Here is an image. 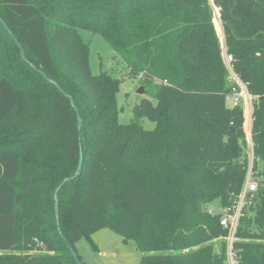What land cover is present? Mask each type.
<instances>
[{
    "label": "trees",
    "instance_id": "obj_1",
    "mask_svg": "<svg viewBox=\"0 0 264 264\" xmlns=\"http://www.w3.org/2000/svg\"><path fill=\"white\" fill-rule=\"evenodd\" d=\"M212 2L215 14L209 0H0L21 45L0 22V264H78L71 248L96 249L102 228L132 240L139 264H225L223 211L206 205L230 206L250 166L258 189L232 249L264 264V0ZM80 28L142 78L150 98L129 123ZM223 51L251 96L252 162Z\"/></svg>",
    "mask_w": 264,
    "mask_h": 264
},
{
    "label": "rangeland",
    "instance_id": "obj_2",
    "mask_svg": "<svg viewBox=\"0 0 264 264\" xmlns=\"http://www.w3.org/2000/svg\"><path fill=\"white\" fill-rule=\"evenodd\" d=\"M78 33L82 40L89 46L90 72L93 75H97L101 71H104L105 73L119 79V89L116 94V101L119 108L117 119L119 123H129L133 119V107L139 103L141 99L150 98L149 93L145 92L146 89L143 87L142 78L140 76L135 77L132 75L120 55L105 42L104 38L100 34L93 33L82 28L78 29ZM140 87L144 89L142 94L138 92ZM245 90L246 89L242 86H239L238 88V94L241 96V104L244 107V115L246 117L248 112V106L246 105L249 103V98L251 99V96ZM139 122L144 129L151 130L154 128V122L146 117L140 118ZM244 150L251 161V141L247 134ZM252 178L255 181L253 176ZM206 206L213 211H223V208L220 207L218 199L209 202ZM230 237V232L227 236L222 237V239L226 242L227 248L229 246ZM91 240L95 243L97 247L96 249L93 248L90 241L85 238L78 240L74 245L75 252L79 256L81 263L139 264L141 253L136 248L135 243L132 240L123 242L122 236L113 232L109 228H102L94 232L91 235ZM219 240L214 242L216 246ZM60 264L71 263L62 262Z\"/></svg>",
    "mask_w": 264,
    "mask_h": 264
},
{
    "label": "built area",
    "instance_id": "obj_3",
    "mask_svg": "<svg viewBox=\"0 0 264 264\" xmlns=\"http://www.w3.org/2000/svg\"><path fill=\"white\" fill-rule=\"evenodd\" d=\"M223 58H224L225 65L229 73V78L235 81L238 84V86L240 87L242 86L244 89H246L245 85L239 80V78L233 72L232 65H231V60H232L231 56L227 54L225 51H223ZM245 91L248 93L247 89ZM240 97L241 96L238 94V90L235 87H233L231 89V92L226 96V100L229 105L236 106V105L241 104ZM246 106H248V112H247L246 117L244 115V125H245L246 134L249 136V139L251 141L250 125H251L252 103H251L250 98H249V103ZM243 114H244V107H243ZM251 151H252V142H251ZM252 159H253V153H252ZM257 189H258V185L256 181H254L252 178L251 166H250L245 182H244V185L242 187V190L238 198L235 199L230 206H228L227 208L223 210V214L220 219V224L224 228L228 229V231L230 232V236H231L229 246L227 248V261L225 264H238L236 254L232 249L234 233H235V230L238 224V220L240 216H242V209L245 206H249L253 204L256 198Z\"/></svg>",
    "mask_w": 264,
    "mask_h": 264
},
{
    "label": "water",
    "instance_id": "obj_4",
    "mask_svg": "<svg viewBox=\"0 0 264 264\" xmlns=\"http://www.w3.org/2000/svg\"><path fill=\"white\" fill-rule=\"evenodd\" d=\"M209 2H210V4L212 5L213 11H214V13H215L216 8H215V6L213 5L212 0H209ZM218 19H219V15H218ZM0 22H1V24L4 26V28L7 30L8 34L12 37V39L14 40V42L16 43V45L18 46V48L21 49V45H20V43H19L18 40L14 37L12 31L8 28V26L6 25V23L3 21V19H2L1 17H0ZM219 22H220V21H219ZM53 83H54V82H53ZM54 84H55V86H57L56 83H54ZM57 87H58V86H57ZM138 92L142 94V93L144 92V89H143L142 87H140V88L138 89ZM70 103L74 106V103H73V100H72V99L70 100ZM74 108L76 109V106H74ZM77 120H78V123L81 122V118L79 117L78 112H77ZM82 162H83V156H82V154H80V156H79V160H78V164H77V167H76L75 176H78V175L80 174L81 167H82ZM65 180H66V179H65ZM65 180L62 181V183L57 187L56 191H57V190L59 189V187L65 182ZM56 191H55V192H56ZM54 210H55V214H57V213H58V202H57L56 199H55V204H54ZM70 251H71V254H72L73 258L75 259V261H76L78 264H83V263H81V261L79 260V258H78V256H77L76 252H74V250H73L72 248H71Z\"/></svg>",
    "mask_w": 264,
    "mask_h": 264
}]
</instances>
